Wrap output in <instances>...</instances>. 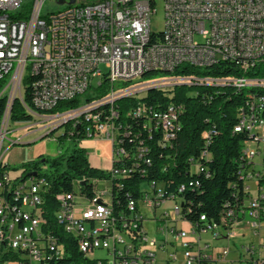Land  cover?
Masks as SVG:
<instances>
[{
    "label": "built area",
    "instance_id": "built-area-1",
    "mask_svg": "<svg viewBox=\"0 0 264 264\" xmlns=\"http://www.w3.org/2000/svg\"><path fill=\"white\" fill-rule=\"evenodd\" d=\"M45 1L28 5L23 0H0V96H7V103H0V264H84V258H94L96 264H264V253L255 256L253 245L245 249L249 258L232 262L228 249L212 250L201 241L202 235L233 240L237 224L245 220L253 236L264 228V189L259 188L264 182V120L260 118L264 97L248 101L234 128L255 125L250 136L257 146L251 149L248 144L243 149L246 172L239 174L257 180L258 189L253 194L247 185L244 206L229 210L220 223L206 224L200 233L188 221L180 224L179 213L185 209L180 207L182 198L166 196L161 183L141 182L138 197L128 195L124 205L114 196L115 187L122 190L124 180L143 178L153 165L149 147L142 141L137 145L129 120L136 124V114H144V129L155 126V132L169 142L180 131L181 107L169 104L153 109L140 101L126 114L124 124L117 110L95 111V102L113 99L123 91L139 100V93H146L145 84H163L165 90L203 87V80H210L215 88H264V79L248 78L169 76L141 83L182 65L199 71L221 63L244 73L253 69L264 61V0H163L160 32L152 29L156 0H76L74 4L65 0L63 11L43 16ZM103 64L106 74L100 69ZM31 67H39V76H31ZM96 77L102 79L98 88L107 84L108 93L102 98L93 93L83 101ZM27 91L40 112L75 99L82 103L63 114L39 115L25 104ZM16 101L32 119L59 118L60 126L72 123L85 140L101 139L112 146V166L104 170L110 178L92 180L91 194H82L83 181L75 183L74 193L58 196L53 223L45 215L47 179L33 170L24 179V170L8 172L2 158L5 145L10 151L21 144L22 139L8 140L11 124H25L27 129L32 122L12 121ZM158 119H167V127L158 126ZM203 157L209 159V154L205 151ZM257 157L260 163L254 162ZM121 162L126 164L117 168ZM184 190L182 186L179 192ZM169 203L172 209L166 208ZM98 251L107 256L93 257Z\"/></svg>",
    "mask_w": 264,
    "mask_h": 264
},
{
    "label": "trees",
    "instance_id": "trees-1",
    "mask_svg": "<svg viewBox=\"0 0 264 264\" xmlns=\"http://www.w3.org/2000/svg\"><path fill=\"white\" fill-rule=\"evenodd\" d=\"M163 74V73H158ZM157 75V74H154ZM150 75V76H154ZM171 77H206V78H248L264 79V61L257 64L247 72H240L230 64L221 63L206 71H199L188 66H180L175 71L166 74ZM149 76V77H150ZM108 86L104 84L99 88L98 97L102 98L108 93ZM194 95L189 96L190 93ZM264 97V88L238 90L232 86L225 88L210 87L203 84L199 86H181L173 89H151L148 95L139 100L122 98L117 101L115 110L119 121L126 123V114L138 103L144 102L153 109H165L169 104L180 106L178 108L180 131L175 139L166 142L162 134L155 132V126L144 129L145 115L136 114V124L129 120L130 131L139 145L143 142L150 149L153 165L148 175L124 180L125 188H116L114 181V196L121 204H125L127 196L138 197L137 186L144 181H156L165 188L166 196L177 194L185 207L183 215L200 233L206 224L220 223L221 218L231 210H240L249 194L245 191L247 186L241 180L240 171L246 172L242 167L241 156L243 149L251 142L248 133H237L234 128L240 120V112L254 97ZM89 99L86 98L85 101ZM25 104L39 115L53 116L79 107L82 100L75 99L62 103L49 112H40L35 109L30 92L24 95ZM109 109L108 106L104 107ZM264 120V107L260 112ZM32 117L26 113L19 101H16L12 111V121L30 122ZM158 126L167 127V121H158ZM61 129L64 134L56 141L63 144L65 141L82 143L86 138L80 135L72 123L64 125ZM56 132L47 137L54 136ZM264 139V135L262 136ZM130 143V142H129ZM130 145V144H129ZM132 149H136L134 145ZM264 152V143H263ZM209 154V159L203 153ZM33 162L24 164L22 178L31 177L30 171L37 172L38 176L47 179L49 191L46 194L45 215L51 223L58 210V196L75 192L76 182H85L82 186L83 194L93 191L91 182L94 179H109L104 170L95 169L89 162V156L83 148L75 147L71 152L61 154L49 159L39 156ZM45 159V163L42 160ZM126 162L117 163L116 167H123ZM43 166L49 169L48 174L41 175ZM185 190L179 192L180 187ZM264 189V182L259 186ZM205 217V221L201 218ZM74 244V242L72 243ZM200 264H214L205 261Z\"/></svg>",
    "mask_w": 264,
    "mask_h": 264
},
{
    "label": "rangeland",
    "instance_id": "rangeland-1",
    "mask_svg": "<svg viewBox=\"0 0 264 264\" xmlns=\"http://www.w3.org/2000/svg\"><path fill=\"white\" fill-rule=\"evenodd\" d=\"M84 0H79V2ZM25 4L31 5L33 0H23ZM67 5H59L56 0H46L42 7V15L49 16L53 13L61 12ZM156 10L157 14L153 16L152 20V29L156 32H160L164 27V3L163 0H156ZM100 69L102 74L107 73V69L105 65H101ZM169 78L166 74H157L154 76L147 77L141 81V83H152L156 81H160L163 79ZM102 80L100 77L93 78L91 81V89L86 93L83 98L85 101L86 98H89L94 95L96 96L99 92L98 83ZM98 88V89H97ZM195 92L190 93L189 96L194 95ZM142 95H139L140 99ZM63 114V113H61ZM59 118L55 119H46L39 118L33 119L30 126L24 128V125H14L11 124L12 132L7 136L8 140L12 142H16L18 139H22V144H28L27 146L16 145L10 151H7V146L5 145L4 150L2 151V158L8 164L7 171L13 174H17L23 171L24 164L35 161L39 156L47 157L49 159H53L55 157L60 156L61 154H66L71 152L75 147L83 148L88 156H92L95 158L92 161V167L95 169H101L104 165H106V161L112 159V146L111 143L105 140H84L82 143L69 142L65 141L63 144L58 143L54 138H58L64 134V130L61 129V126L58 124ZM56 132L54 136L47 137L50 133ZM8 143V141H7ZM249 148L255 149L257 144L255 142L249 143ZM263 145L261 144V147ZM21 147L26 148V159L23 161L20 157ZM106 160V161H105ZM260 158H255V163H260ZM50 171L47 166H43L40 174H48ZM249 186L251 187V192L253 194L256 193L258 189L257 180L249 181ZM173 204L169 203L166 208L172 209ZM149 227V226H148ZM247 236H253L250 230L246 231ZM256 238V237H255ZM205 237H203V241ZM107 256V253L104 251H98L95 253L93 257H101L104 258ZM94 259V258H92ZM158 264H163L162 261H158Z\"/></svg>",
    "mask_w": 264,
    "mask_h": 264
},
{
    "label": "crops",
    "instance_id": "crops-1",
    "mask_svg": "<svg viewBox=\"0 0 264 264\" xmlns=\"http://www.w3.org/2000/svg\"><path fill=\"white\" fill-rule=\"evenodd\" d=\"M26 148L21 147L20 150V157L24 161L26 159ZM95 158L89 156V162L92 166V161ZM106 161V160H105ZM106 165L101 167L100 170H108L112 166V159L105 162ZM187 224V223H183ZM247 228V221L240 222L236 226L237 237L233 240H228L227 237L221 236L218 239H213L210 235H202L201 241L202 243H208L212 250H222L228 249L230 251L229 260L232 262H238L242 258L246 257L249 258L250 255L245 250L249 245H253L256 248L255 256H261L264 253V249L262 245L264 244V228L258 233L257 236H247L246 231ZM251 232V231H250ZM203 237L205 240L203 241ZM256 237V238H255Z\"/></svg>",
    "mask_w": 264,
    "mask_h": 264
},
{
    "label": "bare ground",
    "instance_id": "bare-ground-1",
    "mask_svg": "<svg viewBox=\"0 0 264 264\" xmlns=\"http://www.w3.org/2000/svg\"><path fill=\"white\" fill-rule=\"evenodd\" d=\"M31 76H39V67H31ZM203 84L210 85V80H203ZM151 89H163V84H145V92L139 93V95L145 96ZM130 98V91H123V93L117 94L113 97V99L103 100V102H95V111L106 112L110 110H115V105L118 100L122 98ZM0 103H7V96H0ZM108 106V110L104 107ZM139 115V114H138ZM167 121V119H158V121ZM237 133H248L255 134V125L252 124H244L240 125L239 131H235ZM264 132H262V136ZM263 139V138H262ZM241 180L245 182L246 185H249L250 176L241 175ZM83 194V193H82ZM180 207H183V203L180 201ZM179 222L180 224L187 223L183 212L179 213ZM84 264H96V259L92 258H84Z\"/></svg>",
    "mask_w": 264,
    "mask_h": 264
},
{
    "label": "water",
    "instance_id": "water-1",
    "mask_svg": "<svg viewBox=\"0 0 264 264\" xmlns=\"http://www.w3.org/2000/svg\"><path fill=\"white\" fill-rule=\"evenodd\" d=\"M75 1H76V0H69L70 4H74ZM58 2H59L60 5H63L64 2H65V0H58ZM62 127H63V125H61V128H62ZM18 145L27 146L28 144H22V143H21V144H18ZM45 161H46V160L43 159V160H42V163H45ZM33 176H36V173H33ZM83 185H84V183H83Z\"/></svg>",
    "mask_w": 264,
    "mask_h": 264
},
{
    "label": "flooded vegetation",
    "instance_id": "flooded-vegetation-1",
    "mask_svg": "<svg viewBox=\"0 0 264 264\" xmlns=\"http://www.w3.org/2000/svg\"><path fill=\"white\" fill-rule=\"evenodd\" d=\"M36 160H40V159L37 158Z\"/></svg>",
    "mask_w": 264,
    "mask_h": 264
}]
</instances>
